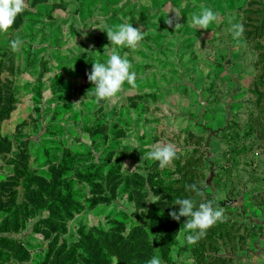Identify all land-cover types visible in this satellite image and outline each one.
I'll return each instance as SVG.
<instances>
[{
    "label": "rangeland",
    "instance_id": "obj_1",
    "mask_svg": "<svg viewBox=\"0 0 264 264\" xmlns=\"http://www.w3.org/2000/svg\"><path fill=\"white\" fill-rule=\"evenodd\" d=\"M24 5L0 33V264H264V0ZM121 23L143 33L116 49L135 81L97 102L86 73ZM156 143L177 158L145 159ZM177 198L223 217L189 244Z\"/></svg>",
    "mask_w": 264,
    "mask_h": 264
},
{
    "label": "clouds",
    "instance_id": "obj_2",
    "mask_svg": "<svg viewBox=\"0 0 264 264\" xmlns=\"http://www.w3.org/2000/svg\"><path fill=\"white\" fill-rule=\"evenodd\" d=\"M24 6V0H0V33L6 32L13 25L17 15L23 12ZM216 20L217 13L208 7L201 8L190 16V24L197 29H207ZM103 31L107 35L109 44L115 47L107 59L93 61L90 72L86 73L87 80L93 84L91 95L97 102L114 97L125 82L129 85L134 84L135 72L131 70L129 60L121 56L116 49L135 48L143 39V33L131 23L107 26ZM230 32L232 39L238 42L244 33L243 24L239 22L231 24ZM21 43L22 41L18 38L9 41L13 50H16ZM144 158L158 162L160 167H165L177 158V152L170 143H156ZM190 187L197 195L200 194L197 185L193 184ZM174 204L179 208L176 211H170L169 215L177 221L181 217L187 218L183 224V231L189 244L204 237L207 229L221 220L224 214V209L218 205L214 206L212 200L199 203L197 206L192 198H177ZM147 264H162V260L154 255Z\"/></svg>",
    "mask_w": 264,
    "mask_h": 264
},
{
    "label": "crops",
    "instance_id": "obj_3",
    "mask_svg": "<svg viewBox=\"0 0 264 264\" xmlns=\"http://www.w3.org/2000/svg\"><path fill=\"white\" fill-rule=\"evenodd\" d=\"M211 121H213V120H211ZM206 126V128L208 129V131L210 130V126L209 125H205ZM213 130V129H212ZM209 133H211V135H212V137L213 138H220V135L217 133V128H216V131L214 130V131H209ZM215 140V139H214ZM210 141L208 140L207 141V143L206 144H208V145H210V143H209ZM220 143V142H219Z\"/></svg>",
    "mask_w": 264,
    "mask_h": 264
}]
</instances>
